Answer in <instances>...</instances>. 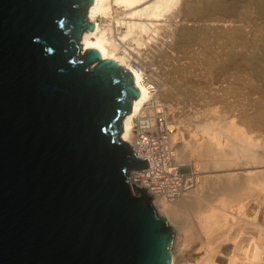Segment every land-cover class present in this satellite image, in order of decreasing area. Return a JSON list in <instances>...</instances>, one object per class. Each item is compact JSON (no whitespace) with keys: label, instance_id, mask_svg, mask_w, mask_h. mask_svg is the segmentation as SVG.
I'll use <instances>...</instances> for the list:
<instances>
[{"label":"water","instance_id":"95a60500","mask_svg":"<svg viewBox=\"0 0 264 264\" xmlns=\"http://www.w3.org/2000/svg\"><path fill=\"white\" fill-rule=\"evenodd\" d=\"M90 2L0 0V264H169L172 226L129 172L140 93L84 50Z\"/></svg>","mask_w":264,"mask_h":264},{"label":"bare ground","instance_id":"6f19581e","mask_svg":"<svg viewBox=\"0 0 264 264\" xmlns=\"http://www.w3.org/2000/svg\"><path fill=\"white\" fill-rule=\"evenodd\" d=\"M185 7L186 0L90 2L87 20L94 27L84 30L83 49L96 48L102 59L115 60L133 74L140 93L123 118L122 139L131 145L134 117L142 110H164L174 164L196 169L185 174L191 185L179 198L153 201L173 229L169 264H264V214L258 206L264 203V169L241 170L253 163L264 166V134L251 129L252 117L244 115L239 122L212 105L199 111L200 119L192 117L193 138L187 140L188 127L179 124V110L168 109L177 92L168 84L164 63L172 58L178 33L190 20ZM256 100L257 121L263 123L264 101Z\"/></svg>","mask_w":264,"mask_h":264},{"label":"rangeland","instance_id":"374dc122","mask_svg":"<svg viewBox=\"0 0 264 264\" xmlns=\"http://www.w3.org/2000/svg\"><path fill=\"white\" fill-rule=\"evenodd\" d=\"M185 11L190 20L178 33L172 58L164 63L168 84L177 92L168 109L179 110V124L188 127L184 137L193 138L192 117L200 119L199 111L212 105L239 122L244 115L252 117L251 129L263 135L256 99L264 101V0H186ZM255 168L264 166L253 163L241 170ZM258 206L264 214V203Z\"/></svg>","mask_w":264,"mask_h":264},{"label":"built area","instance_id":"2783aa9c","mask_svg":"<svg viewBox=\"0 0 264 264\" xmlns=\"http://www.w3.org/2000/svg\"><path fill=\"white\" fill-rule=\"evenodd\" d=\"M139 66L140 63H134L135 68ZM163 113L164 110L161 114H156L145 108L134 117L132 131L131 147L140 159H146L147 166L130 170L129 183L131 185L134 182L139 188H145L152 197V202L156 197L168 200L179 198L191 185L186 184L185 174L196 170L193 166L174 164L169 154L171 131Z\"/></svg>","mask_w":264,"mask_h":264}]
</instances>
